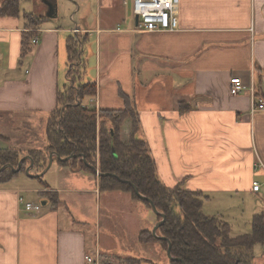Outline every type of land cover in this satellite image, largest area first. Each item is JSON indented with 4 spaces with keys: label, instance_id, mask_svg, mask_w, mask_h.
<instances>
[{
    "label": "crops",
    "instance_id": "1",
    "mask_svg": "<svg viewBox=\"0 0 264 264\" xmlns=\"http://www.w3.org/2000/svg\"><path fill=\"white\" fill-rule=\"evenodd\" d=\"M54 3L52 18L44 0L22 8L19 16L0 15V69L5 63L10 73L9 79L0 78L1 135L24 122L34 124L38 114L47 120L57 108L61 83L67 82V44L74 36L81 40V62L93 66L91 74L85 69L83 81L97 84L96 95L83 103L122 108V93L128 94L139 112V135L166 185L183 183L202 192L251 189L257 176H264V166H256L264 164V110L251 113L249 91L230 92V80L238 76L247 85L253 82L264 100V0H181L179 29L159 32L138 28L133 0ZM27 13L41 17L35 26L40 40L23 54ZM23 60L30 66L26 76ZM182 101L190 104L185 112ZM131 129L129 117L121 127L124 141ZM8 139L10 146L32 141L19 135ZM89 173L58 164L49 188L37 183V176H31L35 186L0 184V264H113L108 260L131 256L125 243L141 244L139 233L147 228L142 225L154 212L129 192H103ZM44 191H56L60 202L53 206ZM116 194L123 197L120 208ZM20 197L43 198L46 204L30 214ZM116 231L135 240L121 246Z\"/></svg>",
    "mask_w": 264,
    "mask_h": 264
},
{
    "label": "trees",
    "instance_id": "2",
    "mask_svg": "<svg viewBox=\"0 0 264 264\" xmlns=\"http://www.w3.org/2000/svg\"><path fill=\"white\" fill-rule=\"evenodd\" d=\"M21 11V0H1L0 15L19 16ZM26 17L30 31L23 36V54L31 50L29 45L36 35L35 26L41 21V17L32 13H27ZM67 49V82L57 94V108L47 119L44 145L31 146L27 149V155L14 147L0 146V184L12 180L16 174L28 168L32 161L31 168L43 171L51 153L63 159L75 155L72 159L55 160L75 171L94 173L102 191H126L138 199L132 187L135 185L141 194L152 201L160 214L166 215L157 236L152 229L145 228L140 231L138 240L141 244L160 242L166 250L170 243L174 257V260L170 259V264H251L244 253H250L256 244H264V211L254 214L250 233L232 236L228 222L203 212L201 191L183 188V183L173 187L166 185L158 175L155 158L146 140L139 135L140 118L134 101L128 94L122 93V108L97 109L86 106L84 98L97 93L96 82L83 81L86 64L84 60L78 63L81 61V40L71 36ZM183 106L189 108L190 104L180 102V112L186 111ZM129 117L132 119V129L129 138L124 141L121 138V127ZM2 138L5 137L0 136ZM23 157L29 159L23 162L19 172H15L14 167L18 166ZM89 165L98 168L103 175H96ZM113 175L129 183H123ZM41 177L37 176L38 179ZM40 181L44 188H49L47 182L42 179ZM44 195L53 206L60 202L56 191H44ZM158 218L162 217L158 215ZM125 260L129 264L149 262L142 258ZM122 262L120 260V264Z\"/></svg>",
    "mask_w": 264,
    "mask_h": 264
},
{
    "label": "rangeland",
    "instance_id": "3",
    "mask_svg": "<svg viewBox=\"0 0 264 264\" xmlns=\"http://www.w3.org/2000/svg\"><path fill=\"white\" fill-rule=\"evenodd\" d=\"M35 1L36 0H22L21 7L25 8L23 9V11L28 10L30 5L34 7ZM129 7L132 8V1H131V6L129 3ZM68 18L70 19V15H68ZM30 45H36V44L30 43ZM90 50H91V46H90ZM80 62L81 61L79 60L78 63ZM23 64H24L22 66L23 75L26 76L28 74V71L30 70V66L27 64L25 60H23ZM19 66L21 67L20 62H19ZM92 67H93L92 65L88 64V67L86 66V68L84 69H88V73L91 74ZM26 70L28 71L26 72ZM18 75L21 76L20 73H18ZM0 78H3V79L10 78V73L6 69L5 63L3 64V67L0 69ZM26 78L27 77H24V79ZM61 89H63L62 83H61ZM46 122H47L46 117L38 114V118L34 124L24 122V124L20 128H9L13 132L7 131L4 136L0 134V136L5 137V138L0 139V146L1 147H15L21 150V152L24 154L26 153V151L24 150L30 149L31 146L39 147V146L44 145V139L46 140V124H47ZM6 134L13 136V137H16V135H19L21 137V140L23 138L25 140L31 139L32 141L28 145H25V144L16 145L11 141L12 145L10 146V142L6 139L8 138V135ZM27 159L29 158H25V160ZM30 164L28 165V167L30 166ZM58 164H59L58 160H55L50 170L48 169L49 171L47 170V172L44 175H42L41 178L39 179L36 178L37 183L39 181L40 185L43 187V182L40 180L42 179L43 181L47 182L50 176H53L55 174V171H57ZM27 169L28 168L16 174L13 177V179L10 180L9 183H7V185H18L19 184L20 186L25 183L32 184V181L35 183V180H32L33 178H31V176H39L42 171L39 172L35 168H30V171L27 172ZM83 173H89V172L83 171ZM56 176H57V179H59L58 174H56ZM257 181L261 185V189L258 192H256L253 189V187L250 189V186L241 187L239 189H225L223 191H218V192H215V189L212 190L210 188H206L205 192L201 191L203 193L201 198L204 201L203 212L207 216L219 217L222 220L228 222L231 225V235L232 236L250 233L253 228L252 223H253L254 214L261 213L264 211V176L262 175L257 176ZM32 186H35V185L32 184ZM27 197L30 198L29 196ZM30 199L34 200V198H30ZM122 199L123 197L119 196V194H116L115 202L119 208L123 202ZM36 200H39V202H41L43 201V198L42 199L36 198ZM137 200L143 201L139 197ZM143 202L147 204V201H143ZM148 205L151 207L150 204H147V207H149ZM156 216L158 217V215ZM154 219H155V216H154V213H152L151 218L146 219L147 220L146 225H142V226L143 227L146 226L147 228L153 229L155 224L158 221H160L162 218L161 219L157 218V221L153 223L152 227H150ZM117 223H119L118 220H117ZM116 235L121 240V246L123 245V242L130 241L133 243V240H135V238H133V235H131L130 233H126V232L122 233V232L116 231ZM134 244L129 245L125 243L124 245L125 248H129V250H132V253H129L131 254L129 258H136L139 260H141L142 258V259L149 260V262H143L142 264H170V258L167 253L168 249L166 250L164 245L161 244L160 242L149 243V244H138L137 246H134ZM244 256L246 257L247 260L250 261L251 264H264V244H256L252 248L250 253L245 252ZM122 261H123L122 264H129L126 262V260H122ZM110 262L113 264L120 263V262L118 263L117 260L109 259L108 263Z\"/></svg>",
    "mask_w": 264,
    "mask_h": 264
},
{
    "label": "built area",
    "instance_id": "4",
    "mask_svg": "<svg viewBox=\"0 0 264 264\" xmlns=\"http://www.w3.org/2000/svg\"><path fill=\"white\" fill-rule=\"evenodd\" d=\"M181 0H133V13L139 17L138 28L143 32L176 31L180 27L179 8ZM39 36L35 35L32 39L33 44L39 42ZM251 94L252 114L264 110V100L259 96L254 83L245 84L242 78L235 76L230 80V92L232 95L240 94L243 91ZM264 166L259 163L256 166ZM261 185L258 181L253 183V189L259 191ZM20 203L24 210L30 214L41 211L43 205L40 202L27 201L20 197ZM86 260L93 262L91 256H86Z\"/></svg>",
    "mask_w": 264,
    "mask_h": 264
},
{
    "label": "water",
    "instance_id": "5",
    "mask_svg": "<svg viewBox=\"0 0 264 264\" xmlns=\"http://www.w3.org/2000/svg\"><path fill=\"white\" fill-rule=\"evenodd\" d=\"M44 3H46V4L48 5V7H49V9H48V11H47V16L50 17V18L54 17V16L56 15V10H57V9H56V5H57V4H55V3L52 2L51 0H44ZM135 21H136V25H138V23H139V17H138V16H135ZM74 157H75V155H71L70 157H67V158L63 159V158L60 157V155H58V154H56V153H51V154L49 155V162H48V165H47L46 168L41 172V174H40L39 176H42V175H44V174L47 172V170L52 166V164H53V162H54L55 159H63V160H67V159H72V158H74ZM25 158H27V157H23V158L19 161L18 166H17L16 168L14 167L13 170H14L15 172H19V171L21 170L22 165H23V162L25 161ZM32 166H33V161H32V163L30 164V166L28 167L27 172L30 171V168H31ZM89 166H91V167L94 169V172H95L98 176H102V175H103V173H101V172L99 171L98 168L93 167L92 165H89ZM10 167H12V166L10 165ZM3 169H4V167H3L1 170H3ZM113 176H114L115 178H117L118 180H120L121 182H123V183H129V181L124 180V179H120L117 175H113ZM132 187H133V189H134L136 195H137L141 200L149 202V204H150L151 207H152L153 212H154L156 215H159V216L162 217V219H161L160 221H158V222L155 224V226L153 227V229H152L153 234L157 236V230H158L159 227L165 222V220H166V215H164V214H162V213L160 214V212L157 210L156 206L152 203V201H151L148 197L142 195V194L139 192V190L137 189V187H136L135 185H132ZM42 204L45 205L46 202L43 201ZM167 253H168L169 258H170L171 260H174V257H173L172 254H171V244H170V243H169V246H168Z\"/></svg>",
    "mask_w": 264,
    "mask_h": 264
}]
</instances>
